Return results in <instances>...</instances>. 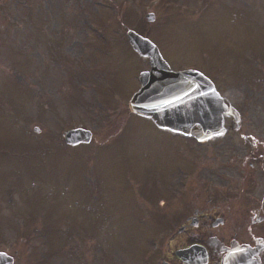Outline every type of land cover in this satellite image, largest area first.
<instances>
[{
  "label": "rangeland",
  "instance_id": "1",
  "mask_svg": "<svg viewBox=\"0 0 264 264\" xmlns=\"http://www.w3.org/2000/svg\"><path fill=\"white\" fill-rule=\"evenodd\" d=\"M108 15L118 17L106 31ZM130 26L149 33L173 68L215 78L244 128L264 136V0H0V242L17 249L16 264H149L159 218L147 211L158 209L161 187H180L165 168L181 149L189 160L226 155L227 142L180 147L133 118L128 100L148 61L100 47L121 43ZM108 85L118 89L110 97ZM78 125L93 137L71 146L63 133Z\"/></svg>",
  "mask_w": 264,
  "mask_h": 264
},
{
  "label": "flooded vegetation",
  "instance_id": "2",
  "mask_svg": "<svg viewBox=\"0 0 264 264\" xmlns=\"http://www.w3.org/2000/svg\"><path fill=\"white\" fill-rule=\"evenodd\" d=\"M243 122L227 118L225 131L205 141L178 133L181 144L193 143L195 150L227 142L221 151L226 155L177 158L188 192L198 178L201 184L192 204L168 219L172 230L160 264H186L185 252L194 247L205 251L204 264H264V136H254Z\"/></svg>",
  "mask_w": 264,
  "mask_h": 264
},
{
  "label": "water",
  "instance_id": "3",
  "mask_svg": "<svg viewBox=\"0 0 264 264\" xmlns=\"http://www.w3.org/2000/svg\"><path fill=\"white\" fill-rule=\"evenodd\" d=\"M128 36L141 54L150 57L152 64L151 71L142 73L140 77L141 89L130 102L133 111L152 117L160 126L185 131H193L197 122H211L209 117L217 113L219 117H223L228 110L232 112L230 102L215 91L213 84L202 73L174 71L148 39L133 31H129ZM207 84L212 91L209 92ZM185 92L188 94L185 95ZM177 96H182L183 99H176ZM170 100L174 103H168ZM207 109H217V113H210ZM221 123L220 121L219 124ZM89 138L90 132L84 130L72 131L67 136L72 143L88 141ZM9 259L11 257L6 254H0V264H10Z\"/></svg>",
  "mask_w": 264,
  "mask_h": 264
},
{
  "label": "snow or ice",
  "instance_id": "4",
  "mask_svg": "<svg viewBox=\"0 0 264 264\" xmlns=\"http://www.w3.org/2000/svg\"><path fill=\"white\" fill-rule=\"evenodd\" d=\"M187 94H188V93H187V92H185V95H187ZM176 99H181V100H182V99H183V97H182V96H177V97H176ZM168 103H170V104H171V103H174V101H173V100H170V101H168Z\"/></svg>",
  "mask_w": 264,
  "mask_h": 264
}]
</instances>
